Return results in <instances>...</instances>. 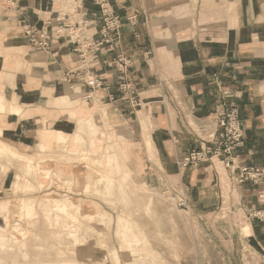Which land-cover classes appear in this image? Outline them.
Masks as SVG:
<instances>
[{
    "label": "crops",
    "instance_id": "crops-1",
    "mask_svg": "<svg viewBox=\"0 0 264 264\" xmlns=\"http://www.w3.org/2000/svg\"><path fill=\"white\" fill-rule=\"evenodd\" d=\"M108 1L123 21L119 45L82 56L66 35L51 39L49 49L37 50L23 30L47 22L55 29L62 20H82L87 27H80V32L97 41L100 12L93 0H0V93L22 108L20 115L2 116L3 138L33 148L43 130L71 132L70 108L57 107L54 100L73 90L80 105H89L91 99L84 98L89 88L78 77L85 73L102 77L107 89H98L92 97L104 109L95 110L94 119L108 120L109 130L129 147L123 156L111 134L95 135V143L102 145L98 155L104 157H93L103 163L105 177L112 183L111 173H120L125 161H132L135 168L183 191L194 215L224 211L264 252V221L248 216L263 207L259 198L263 185L231 180L243 166L264 168V0ZM131 15L137 20L134 26L124 22ZM118 54L131 61L127 95L117 85ZM231 105L237 108L243 129V145L231 157L235 170L218 160L180 169L177 162L204 144L215 130L216 114ZM105 145L112 150L105 151ZM89 218L93 215L87 216V224L79 221L80 216L75 224L66 223L68 232L74 233L69 238L74 241L73 255L79 259L93 258L79 245L80 236L92 233ZM121 224L117 230L121 253L131 259L127 252L138 248L140 239L130 223ZM97 245L95 241L93 247Z\"/></svg>",
    "mask_w": 264,
    "mask_h": 264
},
{
    "label": "rangeland",
    "instance_id": "rangeland-1",
    "mask_svg": "<svg viewBox=\"0 0 264 264\" xmlns=\"http://www.w3.org/2000/svg\"><path fill=\"white\" fill-rule=\"evenodd\" d=\"M66 94H75L71 104L54 105L70 108L66 117L74 132L80 120V132L85 137L87 131L94 133L93 140L83 136L76 144L53 137L47 130L46 135L39 134L33 148L20 146L3 138L0 118V225L6 243L11 244L6 247L9 258L0 250V264H51L69 258L79 264H264L263 250L251 241L250 233H244L243 225L235 224L220 209L194 215L183 191L152 177L146 169L135 168L129 155L131 162L125 161L120 173H111V183L103 163L91 160L93 155L104 157L98 155L102 145L95 143V135L111 134L123 156L129 147H123L109 130L108 120L94 119L95 110L104 109L96 97L91 98L92 108L82 112L78 92ZM4 111L21 114L13 107ZM42 120L46 123V114ZM72 147L77 150H70ZM109 150L112 148L105 145V151ZM150 165L157 163L150 160ZM180 198L187 200L188 211L178 207ZM88 215H93L88 220L93 230L91 235L80 236L79 245L93 253V258L79 259L73 255L74 241L69 238L74 233L68 232L66 223L75 224L80 216L79 221L87 224ZM121 222L130 223L140 239L138 248L127 252L133 255L131 259L121 253L122 236L117 232ZM31 224L38 225V233L28 230ZM32 234L39 238L40 248L28 241Z\"/></svg>",
    "mask_w": 264,
    "mask_h": 264
},
{
    "label": "built area",
    "instance_id": "built-area-1",
    "mask_svg": "<svg viewBox=\"0 0 264 264\" xmlns=\"http://www.w3.org/2000/svg\"><path fill=\"white\" fill-rule=\"evenodd\" d=\"M93 1L98 6L100 12V23L98 26L99 39L97 41L91 40L85 33L80 32V27H87L86 21L82 22V20H75L69 23H65L62 20L55 29H49V22L47 24L44 23L40 28L29 26L23 30V34L28 43L37 50L49 49L51 39L60 38L65 35L68 36L71 43L77 45L76 51L82 56L97 51L102 46H106L109 50L114 49L119 45V27L123 21L112 10L108 0ZM70 13H74V11ZM66 18L68 19V16ZM124 22H127L130 26H134L137 20L135 15H131ZM130 64L131 61L122 54L116 56V70L119 73L117 76L118 89L126 95L130 90V81L127 76V68ZM72 76L73 74L69 78H72ZM78 79L89 88V92L84 97L87 100L91 99L92 93L98 89H102L103 91L107 89V85L102 77L92 74L87 75L85 73L78 77ZM129 100L133 103L131 98ZM242 145V123L237 108L231 105L229 108L216 114L215 130L208 134L204 144L199 149H194L186 153L177 162V165L180 169H186L188 167H198L206 161L213 162V160H218L225 168H230L231 171H234L236 167L231 157L235 149ZM231 180L236 184L250 181L254 184L262 183L264 185V168L254 165L243 166L239 168V171L235 175L231 176ZM259 198L261 199L263 207L250 214V217L264 221V188ZM177 201L178 207L186 211L189 210V205L185 198L177 199Z\"/></svg>",
    "mask_w": 264,
    "mask_h": 264
},
{
    "label": "bare ground",
    "instance_id": "bare-ground-1",
    "mask_svg": "<svg viewBox=\"0 0 264 264\" xmlns=\"http://www.w3.org/2000/svg\"><path fill=\"white\" fill-rule=\"evenodd\" d=\"M74 99H75V94L74 95L73 94L72 95L65 94V95H63L61 97L56 98L54 100L53 104H55L57 106L67 105V104H71ZM12 107H13V109H15L17 111H20L22 109L21 106L13 105L12 103L7 102L6 99L4 98V96H0V118H2V116L5 114V111H4L5 109L9 110ZM86 108H92V106L91 105H87V106L82 105L81 106L82 112H84ZM81 127H82V122L80 120H78L77 121V128H78L77 131L74 132V130L72 129L71 132L66 133L62 129H58L57 128L56 132H53L52 135H53V137H59V138H62V139L73 140L77 144V142L79 143V141L81 139L83 140V135H82V133L79 130ZM40 133L42 135H43V133L46 135L47 131L43 130V132H40ZM50 133H51V131H50ZM86 134L89 137V139L91 140L92 137H93L91 132L88 131ZM70 150L76 151L77 147H72ZM82 157L86 158L84 156V154H82ZM91 160H92V162H94L96 159L95 158H91ZM70 172L73 173L72 171H70ZM263 188H264V185H263ZM38 229H39L38 225H35V224L29 225V228H28V230L31 231L33 234L38 233ZM33 234H32V237L28 239V241L30 243H32L35 247L38 248L39 246L37 245V241H38L39 238L34 237ZM1 235L2 234H1V225H0V239L2 240L1 243H0V250L6 251V256L9 258L11 256V253H10L9 249H7L6 247L10 246L11 244H7L6 241L1 238ZM39 242H41V241H39ZM51 264H79V263L77 262L76 259L69 258V259L56 260V261H53Z\"/></svg>",
    "mask_w": 264,
    "mask_h": 264
}]
</instances>
